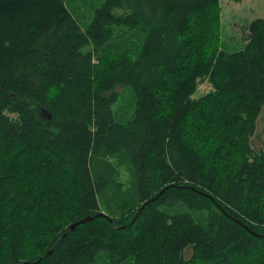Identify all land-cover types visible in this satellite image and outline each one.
Wrapping results in <instances>:
<instances>
[{
	"label": "trees",
	"instance_id": "trees-1",
	"mask_svg": "<svg viewBox=\"0 0 264 264\" xmlns=\"http://www.w3.org/2000/svg\"><path fill=\"white\" fill-rule=\"evenodd\" d=\"M72 5L0 0V264H264V16L229 47L218 0Z\"/></svg>",
	"mask_w": 264,
	"mask_h": 264
},
{
	"label": "rangeland",
	"instance_id": "rangeland-1",
	"mask_svg": "<svg viewBox=\"0 0 264 264\" xmlns=\"http://www.w3.org/2000/svg\"><path fill=\"white\" fill-rule=\"evenodd\" d=\"M220 7V29L221 40L229 47H236V45L242 43L243 28H245L250 21L264 16V1L263 0H218ZM73 4L72 7L78 9L77 16L81 14H90L91 8L94 5V0H70ZM87 2V3H85ZM93 2V3H92ZM97 1H95L96 3ZM117 15H128L129 10L122 8L115 10ZM232 49V48H231ZM212 90L208 81H203L197 86L196 92L193 98H199ZM126 92V91H125ZM125 97L122 98L119 104H116L115 108L122 110V114H127L130 95L128 92L122 93ZM122 96V97H123ZM251 148L259 152L264 150V107L255 123V130L253 136L250 139ZM186 254L189 256L190 252ZM186 255V257H187Z\"/></svg>",
	"mask_w": 264,
	"mask_h": 264
},
{
	"label": "water",
	"instance_id": "water-1",
	"mask_svg": "<svg viewBox=\"0 0 264 264\" xmlns=\"http://www.w3.org/2000/svg\"><path fill=\"white\" fill-rule=\"evenodd\" d=\"M166 189H167V188L161 190V191L159 192V194H158L155 198H153V199L149 200L148 202H146L145 204H143V205L139 208V210L136 212V214L133 216V218H132V220H131V224L135 221V219L138 217V215H139L140 212L144 209V207H145L146 205H148L149 203L155 201V200L158 198V196H160L164 191H166ZM98 216H99V217H105L104 214H99ZM92 220H93L92 217H87V218H85V219H83V220H81V221H79V222H76V223L72 224V225L68 228V231H73V230L75 229L76 226L81 225V224H85V223L90 222V221H92ZM123 228H124V227H121L120 229H123ZM258 237H259V238H261V237L264 238V236H258ZM23 264H26V263H23Z\"/></svg>",
	"mask_w": 264,
	"mask_h": 264
}]
</instances>
